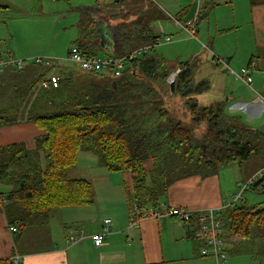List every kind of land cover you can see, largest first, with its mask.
<instances>
[{"label": "trees", "instance_id": "16d2710c", "mask_svg": "<svg viewBox=\"0 0 264 264\" xmlns=\"http://www.w3.org/2000/svg\"><path fill=\"white\" fill-rule=\"evenodd\" d=\"M249 2L264 4V0ZM123 16L115 12L81 13L74 25L77 34L73 46L84 54L97 55L102 51L98 27L104 22L116 55L157 41L148 26L137 33ZM190 63H178L180 72L172 84L166 82L171 64L162 56L147 53L128 60L118 77L110 70H57V87L41 86L51 67L29 65L21 69L36 72L27 93H16L15 88L7 92L0 127L30 122L40 134L32 145H0V210L9 228L20 235L28 227L45 223L59 209L94 202L92 183L71 176L80 151L95 154L109 172L129 173L131 206L136 203L141 208L156 207L177 180L215 175L234 164L243 167L249 161L254 163L255 157H259L255 170L263 167L264 132L245 125L239 116L226 114L221 103L199 104L196 97L208 91L209 81L194 80V65ZM10 70L15 74L21 71ZM169 96L182 99L191 126L182 124L165 106L164 97ZM32 100L53 108L31 110L27 102ZM23 107L28 109L23 111ZM201 123L205 133L197 140L192 132ZM247 191L262 199L250 204L242 198L222 208L221 219L230 254H249L264 264V176ZM192 221L196 229L197 216ZM0 264H13L12 258H1Z\"/></svg>", "mask_w": 264, "mask_h": 264}, {"label": "crops", "instance_id": "0c3cea01", "mask_svg": "<svg viewBox=\"0 0 264 264\" xmlns=\"http://www.w3.org/2000/svg\"><path fill=\"white\" fill-rule=\"evenodd\" d=\"M52 1L66 2L67 8L77 12V21L81 13H121L129 25L135 26L137 33H142L144 26H148L157 40L161 36L156 28L158 21L169 20L170 16L176 19L180 17L183 21L195 19L196 38L180 37L175 41L192 42L191 54L194 55L173 64L163 55L159 56L171 64V69L180 67L179 64L185 61H190L191 65L195 60L199 62L198 68L194 66V80L195 74L203 69L200 80L209 81L208 91L196 97L199 104L221 103L226 113L244 115L247 120L261 122L259 116L264 106L253 101V92L264 95V4L251 5L249 0H0V7H3L0 8V39L2 41L5 37L7 41L4 47H0V62L40 55L34 53L37 46L34 33L21 28L29 23L34 24L35 12L41 15L43 6ZM161 24L165 28L163 22ZM74 25L72 28H75ZM98 30L99 38H104L102 44L110 50L105 53L116 55L107 23L100 24ZM18 40L22 41L21 46L16 45ZM170 40L168 38L166 42ZM72 47L73 43L68 49ZM218 59H225L226 64L235 70L247 66L251 61L255 62L251 88L241 80L234 79ZM75 68L74 65L54 66L45 77L53 69L68 72L67 69ZM22 71L15 74L10 69L0 70V84L10 80L9 90L13 92L20 80L30 82L36 69ZM261 131L264 132V128ZM39 134V129L30 122L0 127V145L14 142L32 145ZM72 174L92 183L94 202L59 209L44 225L28 227L20 235L10 231L6 217L0 210V259L17 256L18 264H210V257L199 254L201 243L194 238L192 220L181 224L170 216L145 217L137 225H129L133 201L129 173L109 172L100 165L95 154L80 151ZM98 185H102V189H98ZM222 192L218 174L190 176L169 185L156 207L164 203L170 207L189 209L193 213L217 209L224 205ZM149 208L154 207L144 209ZM104 218H110L111 222L101 245L95 246L88 237L78 243H66L69 230H81L87 236L100 233Z\"/></svg>", "mask_w": 264, "mask_h": 264}, {"label": "rangeland", "instance_id": "374dc122", "mask_svg": "<svg viewBox=\"0 0 264 264\" xmlns=\"http://www.w3.org/2000/svg\"><path fill=\"white\" fill-rule=\"evenodd\" d=\"M43 7H44V11L42 10L41 15H38L40 14L39 12H35L36 19H34L35 20L34 24L29 23L28 26H23L21 28V30L23 31H31L34 33V40H35L34 43L37 44V46L34 47V53L40 54V55H35L34 57H38V56L47 57V58L52 59L55 62L60 61L65 66L72 67L73 65L68 63L65 58L67 56L68 47L70 46L72 41L76 38V35H75L76 28H72V26L77 22L76 18L78 14L77 12L72 11L71 9L67 8L68 4L66 2L64 3V2H59V1H52ZM65 10L66 11L71 10V11L66 12ZM175 20H176L175 17L170 16L169 20H163V21L157 22L156 28L158 29L161 36H160L158 43L147 53V55H154V54L163 55V57L166 58L172 64L175 62L176 63L179 62V60L189 59L190 57L194 55V54H191V51L193 50L191 49L192 42L184 40L180 43H175V41L179 40L180 37L191 38L185 30L175 25ZM161 22H163V25L165 28L161 27L162 25ZM182 22L183 20H180V23ZM63 26H66L65 29H61V27ZM166 36L169 37V39L171 38L169 42L165 41ZM30 37H31V34H30ZM5 40H6L5 37L2 38V41L0 39V42H1L0 47L5 46L4 42H7ZM15 43L16 45L21 46L22 41L18 40ZM18 50H21V49L19 48ZM42 53H46L48 55L43 56ZM105 54H106L105 51L97 52V55L99 56H104ZM141 56L142 55H139V57ZM19 59H25V58H14V60H19ZM27 59H32V58H27ZM198 63L199 62L197 60L193 62L195 68H198L197 67ZM175 65L178 66V64H175ZM222 66L225 68L224 65ZM6 69L7 68L4 67L1 71H4ZM233 70L238 71V69L237 70L233 69ZM51 72H56V71H51ZM203 72L204 70L201 69L200 72L195 74V80L197 79L196 81L200 80L199 75L202 74ZM11 83L12 82H10V80L8 81L5 80L0 84V103H1L0 110L2 108H5V106L3 105H7L6 95H7V92L10 91L9 88H10ZM28 86H29L28 80H25V81L20 80L18 83L15 84L14 88L16 90V93L18 92L21 93V91H23L24 93V91L28 92L27 90ZM240 89L242 91L245 90V88H240ZM250 91L252 90L250 89ZM46 93L47 92H44V96L47 95ZM250 95L251 94H249V96ZM177 98L178 96H175L173 98L164 97V104L176 119H179L182 121V124L191 126L190 121H189L190 116L188 112L185 110V108L183 107V101L182 99L177 100ZM27 103H30L29 108H31V110H33L34 108L38 110V107H41L39 109L40 110L39 112H46L53 108V105L51 104H48V107L45 106L42 101L35 102V100H32L31 102H27ZM211 105H214V104H211ZM27 109L28 107H23V111ZM226 114L239 116L238 114H231L228 112ZM239 117L241 118L243 123L247 126H250L252 128H257L259 130H262L264 128V110L261 111L260 116H259L262 118L260 123H258L256 120H252V121L247 120L244 115L239 116ZM204 133H205V124L201 123L200 126H198L197 128L195 127L193 129L192 135L197 140H201L204 137ZM253 159L256 160L254 163L253 161H249L243 167H240L239 165L234 164L226 168L220 169L218 171L217 174H218L219 181L223 189L222 194L224 198L223 202L225 205L231 201L233 194H237L239 192L240 189H239L238 184L243 183L245 179L248 177V175L256 169L255 164L258 162L259 157H255ZM71 176H73V174H71ZM97 188L102 189V185H98ZM243 198L246 199V201L250 204L257 203L262 199L261 196L257 194L256 192H250V191L243 193ZM48 220L49 219H47V222ZM39 226L40 225H37V224L34 225V227H39ZM230 251L231 249H229L228 251L229 256L227 258L226 264H259V261L249 254H238V253L236 254L234 252H231L232 254H230ZM209 260H210V264H216L213 258L210 257Z\"/></svg>", "mask_w": 264, "mask_h": 264}, {"label": "built area", "instance_id": "2783aa9c", "mask_svg": "<svg viewBox=\"0 0 264 264\" xmlns=\"http://www.w3.org/2000/svg\"><path fill=\"white\" fill-rule=\"evenodd\" d=\"M175 25L185 30L190 37L196 38V24L195 19H190L180 23V20H175ZM158 30V29H157ZM169 37H165V41H168ZM157 40L153 44L137 47L133 51L125 55H93L84 54L77 48L72 47L68 50L66 61L76 68L82 71H94L101 72L110 70L113 76L118 77L121 75L125 68L126 62L133 57L148 53L157 43ZM203 46V45H202ZM49 59V60H48ZM218 62L225 66L227 72L234 78L241 80L249 88L252 84V73L254 72L253 67L255 62L251 61L247 66L239 68L238 71H234L227 64L225 59H218ZM29 65H40L45 67H56L64 66L60 61H53L47 57H33L32 59H8L7 61L0 62V70L4 67L9 69L21 70ZM54 71V69L52 70ZM180 72V67H176L168 74L166 82L172 84L175 81L177 74ZM59 74L57 72H50L46 79L41 82V86L44 88L57 87L59 82ZM253 101L264 106V95L257 92H253ZM264 176V166L255 170L250 174L243 183H239V192L232 195V199L228 204H224L222 207L217 209H204L199 213H193L189 209L181 207H170L162 203L158 207L144 209L139 207L136 203H133L130 212L128 223L130 226H135L139 221L145 217L157 218L159 216H170L174 217L179 223L183 224L192 220L194 215L197 216L198 223L197 228L194 232V238L201 243L199 248V254L204 257H211L215 260L216 264H226L228 258V249L230 244L225 235V227L221 219L222 208L228 207L229 205L235 204L243 198V193L249 187L256 182L258 179ZM110 218H104L102 220V231L93 235H86L81 230H69L66 235L65 241L67 244H74L81 242L85 238H90L95 246L102 244L105 234L109 231ZM11 232H15V228H10ZM13 264H17L18 257L13 256Z\"/></svg>", "mask_w": 264, "mask_h": 264}, {"label": "water", "instance_id": "95a60500", "mask_svg": "<svg viewBox=\"0 0 264 264\" xmlns=\"http://www.w3.org/2000/svg\"><path fill=\"white\" fill-rule=\"evenodd\" d=\"M103 39L104 38H99V43H100V47H101V49L103 50V51H105V52H110V50H108V48L107 47H105L102 43H103ZM112 85H113V87H115V81H112Z\"/></svg>", "mask_w": 264, "mask_h": 264}]
</instances>
